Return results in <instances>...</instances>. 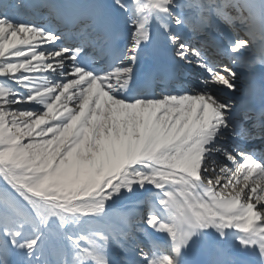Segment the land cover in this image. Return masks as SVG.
Wrapping results in <instances>:
<instances>
[{
  "label": "snow or ice",
  "instance_id": "obj_1",
  "mask_svg": "<svg viewBox=\"0 0 264 264\" xmlns=\"http://www.w3.org/2000/svg\"><path fill=\"white\" fill-rule=\"evenodd\" d=\"M0 264H264V0H0Z\"/></svg>",
  "mask_w": 264,
  "mask_h": 264
},
{
  "label": "bare ground",
  "instance_id": "obj_2",
  "mask_svg": "<svg viewBox=\"0 0 264 264\" xmlns=\"http://www.w3.org/2000/svg\"><path fill=\"white\" fill-rule=\"evenodd\" d=\"M41 22H44L43 20L41 21ZM243 34V33H242ZM157 91H158V89H157ZM213 175H215V173H213ZM224 182H226V181H224V180H222V183H224ZM150 187V186H149ZM219 185L217 186V188H218V190H219ZM230 189H225L224 191L225 192H227V191H229ZM117 209H119L120 207H121V205H116L115 206ZM143 211L145 212V214H147V205H145V207H144V209H143Z\"/></svg>",
  "mask_w": 264,
  "mask_h": 264
},
{
  "label": "rangeland",
  "instance_id": "obj_3",
  "mask_svg": "<svg viewBox=\"0 0 264 264\" xmlns=\"http://www.w3.org/2000/svg\"><path fill=\"white\" fill-rule=\"evenodd\" d=\"M37 107H39V106H37ZM118 205H120V204H118Z\"/></svg>",
  "mask_w": 264,
  "mask_h": 264
}]
</instances>
